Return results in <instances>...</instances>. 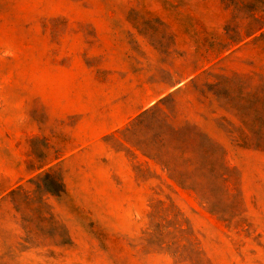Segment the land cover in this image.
<instances>
[{"label": "rangeland", "instance_id": "obj_1", "mask_svg": "<svg viewBox=\"0 0 264 264\" xmlns=\"http://www.w3.org/2000/svg\"><path fill=\"white\" fill-rule=\"evenodd\" d=\"M0 264H264V0H0Z\"/></svg>", "mask_w": 264, "mask_h": 264}, {"label": "clouds", "instance_id": "obj_2", "mask_svg": "<svg viewBox=\"0 0 264 264\" xmlns=\"http://www.w3.org/2000/svg\"><path fill=\"white\" fill-rule=\"evenodd\" d=\"M22 122V121H21Z\"/></svg>", "mask_w": 264, "mask_h": 264}]
</instances>
